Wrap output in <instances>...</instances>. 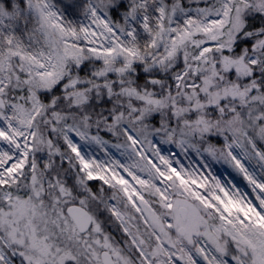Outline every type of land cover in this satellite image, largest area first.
I'll use <instances>...</instances> for the list:
<instances>
[{
    "label": "snow or ice",
    "instance_id": "1",
    "mask_svg": "<svg viewBox=\"0 0 264 264\" xmlns=\"http://www.w3.org/2000/svg\"><path fill=\"white\" fill-rule=\"evenodd\" d=\"M0 264H264V0H0Z\"/></svg>",
    "mask_w": 264,
    "mask_h": 264
}]
</instances>
